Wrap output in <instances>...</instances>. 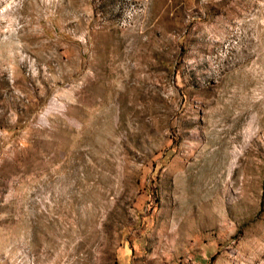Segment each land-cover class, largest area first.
I'll return each mask as SVG.
<instances>
[{"label":"rangeland","instance_id":"rangeland-1","mask_svg":"<svg viewBox=\"0 0 264 264\" xmlns=\"http://www.w3.org/2000/svg\"><path fill=\"white\" fill-rule=\"evenodd\" d=\"M0 264H264V0H0Z\"/></svg>","mask_w":264,"mask_h":264}]
</instances>
